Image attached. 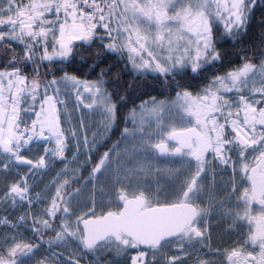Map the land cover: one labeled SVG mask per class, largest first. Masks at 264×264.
Wrapping results in <instances>:
<instances>
[{"label": "snow or ice", "instance_id": "6c2138e0", "mask_svg": "<svg viewBox=\"0 0 264 264\" xmlns=\"http://www.w3.org/2000/svg\"><path fill=\"white\" fill-rule=\"evenodd\" d=\"M0 264H264V0H0Z\"/></svg>", "mask_w": 264, "mask_h": 264}]
</instances>
